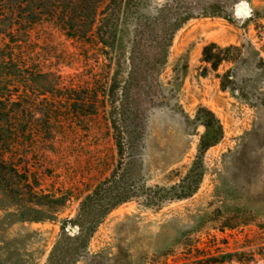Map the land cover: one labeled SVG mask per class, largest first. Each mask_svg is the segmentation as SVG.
Instances as JSON below:
<instances>
[{"label": "rangeland", "instance_id": "374dc122", "mask_svg": "<svg viewBox=\"0 0 264 264\" xmlns=\"http://www.w3.org/2000/svg\"><path fill=\"white\" fill-rule=\"evenodd\" d=\"M103 1L92 0L94 24V9L70 12L72 31L57 18L71 0H0V264H48L87 200L126 181L132 199L104 217L77 264H175L198 248L264 264V0ZM179 12L191 19L167 65L135 92L143 131L131 143L114 129L130 52L137 39L161 54ZM211 44L223 49L217 71L204 62ZM200 108L223 138L203 156L198 191L161 201L196 161Z\"/></svg>", "mask_w": 264, "mask_h": 264}, {"label": "trees", "instance_id": "16d2710c", "mask_svg": "<svg viewBox=\"0 0 264 264\" xmlns=\"http://www.w3.org/2000/svg\"><path fill=\"white\" fill-rule=\"evenodd\" d=\"M105 1L107 0H104L103 2ZM123 1L124 0H121V2ZM70 5H72L71 8ZM95 7L92 6V0H71V3L66 6V10H63L61 15L57 18L65 28L69 26L70 30L75 31L76 24L73 23L75 17L69 18L68 14H70V12H79L78 18L81 20L84 18L82 15L83 11L87 8L94 9L92 18L94 24L97 21L99 10V7ZM171 8L166 9V12ZM49 14L54 17L56 16V11H50ZM104 14L105 12L102 13V16H105ZM168 18L167 25L169 26L170 32L168 34L169 37L167 42L159 48L161 54L146 55V49L142 48V45H140L137 39L130 52V70L128 79L122 88L119 126L115 124L114 129L118 131L121 130L126 134L131 143L134 141V136L140 135L143 131L141 124L134 120L137 117L138 110L135 101V92L140 88H146L149 86L151 79L154 76L156 77L160 75L164 67L167 65L168 51L171 47L174 35L191 19L190 16L183 15L182 12L175 13ZM90 32L91 31H76V33H70V36L87 40ZM215 49L223 51V49L216 44H211L204 48L203 56L204 62L211 65L212 70L217 71L224 59L221 55L213 53V50ZM156 52H159L158 49H156ZM224 89L226 90L225 86ZM197 123L205 129V132L200 140L196 161L179 184L170 188L161 189L158 192L161 201L185 200L192 197L198 191L204 177L205 167L203 156L223 138V128L217 117L210 110L200 108L197 114ZM132 192L131 185L126 181L121 188L114 186L107 190L104 197L87 200L85 204L86 206H84V214H82L77 220L71 222L73 226L78 227V232L72 237L67 233H63L62 237L54 247L48 264H77L87 250L89 241L93 237L95 229L102 222L104 217L120 205L132 199ZM175 264L246 263L243 259V254L239 252H227L220 249L211 251L207 248H198L190 253L188 259L176 262Z\"/></svg>", "mask_w": 264, "mask_h": 264}, {"label": "water", "instance_id": "95a60500", "mask_svg": "<svg viewBox=\"0 0 264 264\" xmlns=\"http://www.w3.org/2000/svg\"><path fill=\"white\" fill-rule=\"evenodd\" d=\"M237 11L240 12V13L246 14V15H247V13H248L249 16H250V14H251V11H248L246 8H244V7L241 6V5L238 6ZM67 228H68L69 230H71L72 232L77 233V229L73 228L71 225H68Z\"/></svg>", "mask_w": 264, "mask_h": 264}, {"label": "bare ground", "instance_id": "6f19581e", "mask_svg": "<svg viewBox=\"0 0 264 264\" xmlns=\"http://www.w3.org/2000/svg\"><path fill=\"white\" fill-rule=\"evenodd\" d=\"M241 6H242V4H241ZM244 6H245V5H244ZM244 6H243V7H244ZM244 8H246V7H244ZM246 9H247L248 11H250V9H248V8H246ZM239 13H240V12H239ZM241 14H243V13H241ZM243 15H245V16H247V17L249 16L248 13H247V15H246V14H243Z\"/></svg>", "mask_w": 264, "mask_h": 264}]
</instances>
